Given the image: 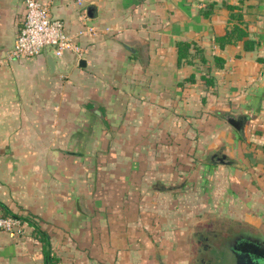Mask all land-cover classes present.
<instances>
[{"label":"crops","instance_id":"obj_1","mask_svg":"<svg viewBox=\"0 0 264 264\" xmlns=\"http://www.w3.org/2000/svg\"><path fill=\"white\" fill-rule=\"evenodd\" d=\"M26 1L0 0V202L38 220L58 264H182L214 214L200 197L264 240V0H39L73 38L55 71L8 57ZM233 13L254 49L217 41ZM179 41L206 62L193 45L178 65ZM28 225L0 228V264H46Z\"/></svg>","mask_w":264,"mask_h":264},{"label":"built area","instance_id":"obj_2","mask_svg":"<svg viewBox=\"0 0 264 264\" xmlns=\"http://www.w3.org/2000/svg\"><path fill=\"white\" fill-rule=\"evenodd\" d=\"M79 34H83V31ZM72 42L73 38L67 33L65 23L52 15L46 4L39 0H27L26 12L8 57L28 59L46 53L51 47L55 57L61 59ZM22 223L12 216L0 215V228L4 230L21 232Z\"/></svg>","mask_w":264,"mask_h":264},{"label":"trees","instance_id":"obj_3","mask_svg":"<svg viewBox=\"0 0 264 264\" xmlns=\"http://www.w3.org/2000/svg\"><path fill=\"white\" fill-rule=\"evenodd\" d=\"M228 8L233 10L236 8V6L227 4ZM214 4H209V8L203 9L202 12L206 15L209 16L212 11H213ZM237 19V23H235L231 29L227 30L226 34L221 37H217V41L220 43L221 46H224L226 43H231L233 41H238L240 39H243L244 37L248 36L247 30L242 27L241 25L244 23V18L242 14H237L233 13L231 15V19ZM21 26V25H20ZM194 45V46H193ZM256 41L252 38H246L244 40V46L246 50H252L255 48ZM194 47L196 50L197 54H201V61L206 62V58L204 55H202L203 50L199 47L196 46V44L186 42V41H179L177 42V48H178V65H182L183 63H192V55L190 52L191 47ZM214 60L217 64V66H222L224 63V60L218 56L214 57ZM203 79L207 82L208 85L214 84V79L211 76H202ZM189 81H194L195 76L191 75L188 78ZM182 84V83H181ZM0 211L2 212L0 215L2 216H12L14 218H17L21 220V222H27L29 225L33 227V231L35 233V237L39 239V241L42 243L43 246V255H44V260L46 264H58V258L55 255L51 243V238L50 235L48 234L47 231H45L40 223L36 220H34V217L32 215H23V214H18L12 212L6 204L3 202H0Z\"/></svg>","mask_w":264,"mask_h":264},{"label":"rangeland","instance_id":"obj_4","mask_svg":"<svg viewBox=\"0 0 264 264\" xmlns=\"http://www.w3.org/2000/svg\"><path fill=\"white\" fill-rule=\"evenodd\" d=\"M198 168H199V165L195 168L196 170H195V174H194V179L189 177V178H191L189 180L194 181V183H193L194 185L200 184L201 176H203L201 169H198ZM206 173H204V177H206L207 180L212 182L211 177L213 178V175L208 174V173L206 174ZM213 187H214V185H213ZM177 193H179L180 196L183 195L185 197L186 190L185 189L179 190V191H177ZM200 198H202L204 200V203L201 204L200 201L198 204L194 203L193 211L195 210V208L197 206H201V207L207 208L208 210L214 212V214L204 215V217L202 219H200V222L203 221V223H205L203 225H206L208 230L204 227L194 228L197 232H201L204 236L207 237L208 235L206 232H211V231H212V233L213 232H217V233L223 232L225 234L230 229L235 230V229L239 228L238 225L235 223V221L229 220L228 218L223 217L224 216L223 214L220 215L218 213V212H220V209L218 208V204L215 205L213 203H210L212 200L215 201L216 198H214V199L212 198V200L210 202H206V199L204 197H200ZM209 204H210V207H209ZM178 209H179L178 212H184L183 210H180L181 208H178ZM168 213H169V211L166 210V215H168ZM34 220H36V219L34 218ZM36 221H38V220H36ZM22 225L23 226H22L21 232H24V225L27 226L28 223L23 222ZM169 225H170V223H169ZM183 225H184L183 221H182V223H179L177 230H176L178 233L183 232V228H182ZM170 229L173 232L175 231L173 226H171ZM192 230L188 233L187 239L185 241V243L187 245L186 248L184 247V244L182 245V248H183V250H185V252H179V253H177L178 255L173 254L174 256L177 255V256H175L174 260L178 261L177 259H179V261L182 264H206L207 262H209L210 259H212V260L214 259L212 264H225V262H227L226 261L227 256H225V254L221 250L222 247L225 248L224 245L217 244L214 241L213 237L210 236L208 238L211 239V242L210 241H206V242L209 243L210 245H212V248H211L212 250H209V249L208 250H204V249L202 250L201 248H202L203 244L193 241L192 234H191ZM21 232H18V233L20 234ZM212 239H213V241H212ZM199 249H201L200 254L197 253ZM220 251H221V255H220Z\"/></svg>","mask_w":264,"mask_h":264},{"label":"water","instance_id":"obj_5","mask_svg":"<svg viewBox=\"0 0 264 264\" xmlns=\"http://www.w3.org/2000/svg\"><path fill=\"white\" fill-rule=\"evenodd\" d=\"M48 56V63L50 69L55 71L56 68V57L53 53V49L48 47L46 50ZM49 52V53H48ZM84 60L80 61V65H85ZM95 112L100 113V110L97 108L93 109ZM230 123L236 128H240L241 122L237 119H229ZM231 252L235 256L234 264H264V243H260L252 239H244L240 242H237L235 245L229 246Z\"/></svg>","mask_w":264,"mask_h":264},{"label":"flooded vegetation","instance_id":"obj_6","mask_svg":"<svg viewBox=\"0 0 264 264\" xmlns=\"http://www.w3.org/2000/svg\"><path fill=\"white\" fill-rule=\"evenodd\" d=\"M206 233L208 235L207 237L204 236L201 232H196V234L194 236V241L195 242H199V243L203 244L202 248H201L202 250L203 249L204 250H208V249L210 250L211 249L212 245H210L209 243L206 242V241H210L211 242V239L208 238L210 236H212L214 241L217 244H220V245L226 244L228 246H231V245L237 244V242H240L241 240H244V239H252V240H256V241H258L260 243H264L263 238L255 236V235H252L246 230H239V231H231V230H229L225 234H219V233L215 234V233H210V232H206ZM213 239H212V241H213ZM201 249L198 250V252H197L198 254L201 253ZM206 264H209V262H207Z\"/></svg>","mask_w":264,"mask_h":264}]
</instances>
